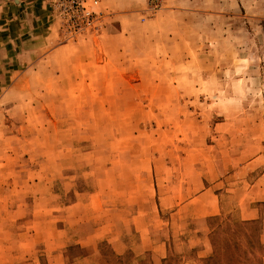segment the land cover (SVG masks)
<instances>
[{
    "label": "rangeland",
    "instance_id": "1",
    "mask_svg": "<svg viewBox=\"0 0 264 264\" xmlns=\"http://www.w3.org/2000/svg\"><path fill=\"white\" fill-rule=\"evenodd\" d=\"M99 1L93 10L100 19L95 24L83 22L79 30L69 21L70 0H48L59 28L53 39L57 49L34 51L41 59L49 56L48 62L31 72L17 66L18 77L5 86L16 87L12 97L0 100L4 110L0 114V198L11 204L4 191L14 186L13 181L32 185L27 196H21L25 202L15 201L16 196L12 201L21 210V219L35 224L25 228L19 221L14 226L9 211H0V239L13 247L18 238L29 242L22 249L26 253L15 250L14 257L8 254L1 264H49L43 252V229L35 221L41 218L42 205L51 212V220L60 217L68 223V235H79L86 226L73 225L85 213L84 206L69 212L65 206L78 200L75 191L97 188L110 171L117 179L114 190H139L147 203L159 207L153 229L162 240L171 236L167 247L162 246V264H205L215 255L218 234L246 221L237 210H228L196 224L180 205L208 187L216 193L229 190L227 194L245 202L250 192L264 185V0H236L241 9H233L231 0H195L202 2L201 7L222 10L224 17L216 20L228 31L235 52L224 60L204 57L201 50L190 52L193 58L186 65L187 52L181 49L185 45L179 44L185 36L177 29L179 41L171 44V50L166 29L151 22L174 0H136L137 7L122 11L126 16L120 19L112 18L110 0ZM1 22L7 29L8 21ZM18 43L13 56L23 57L26 39ZM169 54L176 60H169ZM53 73H62L64 79ZM121 74L123 83L105 81ZM118 91L124 94L117 97ZM258 155H263L259 161L247 165ZM42 170L50 171V194L39 184ZM64 173L65 179L58 177ZM110 197L104 196L107 207L112 206ZM252 206L264 214V202ZM255 221L264 241V220ZM201 226L205 232L196 231ZM28 233V238L19 237ZM32 235L34 239H29ZM235 240L241 251L249 250L246 239ZM35 241L37 253L29 250ZM99 242L95 264H154L147 250L150 243L144 251L134 246L135 253L125 244L115 251L104 237ZM68 250L70 263L81 256L77 248ZM255 256L250 264H264L263 252Z\"/></svg>",
    "mask_w": 264,
    "mask_h": 264
},
{
    "label": "crops",
    "instance_id": "2",
    "mask_svg": "<svg viewBox=\"0 0 264 264\" xmlns=\"http://www.w3.org/2000/svg\"><path fill=\"white\" fill-rule=\"evenodd\" d=\"M234 1L236 5H234ZM117 2L123 4H117ZM135 2L136 0H110L111 12H113L111 13L113 15L112 18H125L126 14L122 11L135 9L137 7L135 6ZM207 2L215 3L216 0H207ZM231 2L233 9H236V6L238 9H241L238 1L231 0ZM168 5L170 8L163 11L162 14L156 15V17L151 19V22L154 24H160L166 29V44L169 45V49H171V44L175 43L174 41H177L176 43L179 41L175 39V31L177 29L179 30V34L185 36V42H179V44L185 45V47H181V49L187 52V60H184L185 65L189 64L193 58V56L190 58V52L198 53L201 50V52H204V57L212 55V57L217 56V58L221 60L230 59L234 55L232 52H235V48L233 44L231 47L230 39L227 38L228 31L222 28L224 26H222L220 21H217L224 17L221 15L222 10H220V8L214 10L207 7L204 8L201 7L203 5L202 2H196L195 0H174L171 4L168 3ZM196 8H200L201 10H196ZM208 10H212L213 12ZM226 10L229 12V5L226 6ZM161 16L162 18H160ZM0 20L2 21L1 24L4 21H8L9 23L8 28L5 30H3V28L6 26H0V100L3 101L5 98L13 96L12 90L16 86L14 85L10 87L11 89L9 90L5 89V86L7 82H11L12 79L18 77L17 66L22 65L31 68L29 72L34 71L35 68L39 66L41 67L46 63L47 59H49V56L41 59L42 55L34 54V51L38 53L40 50L54 51L57 49L55 43H53V39L56 37V32L59 28L49 11L48 0H0ZM34 36L38 37L34 38ZM4 38L7 40L4 41ZM21 38L26 39L27 43L24 56H18L17 54L13 56L14 52L18 51L16 44L19 45L18 42ZM35 39L36 44H33L31 41ZM21 49L22 48H20V50ZM6 51H8V53L4 55V52ZM8 57L10 58L7 59ZM174 59L176 60V58L169 54V60ZM7 66L11 68L5 69ZM53 74L57 79H64L62 73H60V75L59 73ZM123 79V75L121 74V77L116 76L111 79L106 78L105 81L123 83ZM101 81L100 85L103 86L105 82L103 79ZM73 82H77V76L74 77ZM114 93L115 91L110 94V98H113ZM123 94V92L118 91L116 96H122ZM3 111L0 101V114H3ZM234 127V129L237 130L240 129V127ZM251 127L254 128V126ZM258 127L259 126H255V128ZM262 156L263 155H258L251 159L247 165H253V163L259 161ZM60 162L61 161H55V163H58L59 165ZM110 172L111 174H107L106 178L112 179V185H110L108 179H104L99 181L97 188L95 187L88 193L75 191L78 200L71 203L72 205L70 206H65L66 212L74 210L81 205L84 206L83 212L85 213H82L73 225L80 227L81 225L86 226L79 235H68L65 231L69 227L68 223L60 217L51 220V212L49 210L45 211L46 206L42 205L41 218L36 219L35 221L36 224L39 223L41 229H43L42 237L44 239L43 245L45 247L43 252L47 256L49 264H95V259L99 254L98 245L101 237H104L115 251L119 245L124 244L128 249H133L134 251V246L138 245V247H141L144 251L146 250L144 247L150 243L147 250L150 251L148 254L151 257V260L154 264H162V259H165L162 246H164V248L167 247L166 243L171 241V236L168 235L165 240H162L161 238H158L153 229V227L158 224L156 217L157 215L160 216L159 207L147 203L145 195L139 190H137L138 192L136 193H131L128 187L121 188L120 191L114 190L112 187L116 179L114 177L115 173L113 171ZM118 175L123 176V173H118ZM66 176L67 175L64 173L62 176L60 175L58 177L65 179ZM29 178L30 177H28V179ZM39 182L41 188L45 189L47 193L50 194V171L42 170ZM13 183L14 186L5 188L4 191L5 196H10L9 200H11V204L7 203V199L2 200L0 198V211L2 209L9 211V214L13 217L10 220L12 225L15 224L18 226L19 221H23V226L29 228L28 226H32L34 221L31 219H21V210H19V206H14V203L15 201L25 202L26 199H23L21 196L25 195L26 197L27 192L30 191V188H33V186L29 185V183L23 184L17 183L16 181H13ZM119 183L124 184V182ZM227 192L230 191L226 190L222 193H216L213 187H208L189 198L185 203H182L180 207H184L190 211L189 215L192 216L191 218L196 224L197 222L203 223L207 218L221 215L228 210H237L241 219L245 221L264 220V214L261 209L259 210V207L252 206V203L264 202V185L258 186L254 192H250V200L245 202L239 201L238 196L229 195ZM1 194H3V191H1L0 195ZM112 195H115L116 198H113ZM12 196H16L15 201H12ZM104 196H111L109 199L111 204L109 205L112 206L107 207V203L104 201ZM131 198L133 201H131ZM233 201L236 203H233ZM3 202L5 205H3ZM100 212H103V215H101ZM150 216H152V219H150ZM147 217H149V219H147ZM146 229L149 231L148 235H145ZM27 231H29V229ZM196 231L205 232V228L201 226L196 229ZM23 232L24 231L22 230L19 233ZM28 236L29 233L27 236L20 235L19 237L28 238ZM34 237L35 236L32 235L29 239H34ZM27 243H29L28 240L18 238L16 243L17 247H13L8 245L7 242H3L1 238L0 264L1 260L8 256V254L13 258V251L15 250L19 252L17 253L19 255L20 253H26V250L22 249L25 245H28ZM3 244H6V246L3 247ZM37 245L38 243H36V241L33 242V246L30 247L29 250L33 249L34 252L37 253L39 251ZM70 247L77 248V251L81 255L72 263L67 260V254H69L68 248ZM184 252L186 251L181 250L180 253L182 254ZM139 253H142V251H139Z\"/></svg>",
    "mask_w": 264,
    "mask_h": 264
},
{
    "label": "trees",
    "instance_id": "3",
    "mask_svg": "<svg viewBox=\"0 0 264 264\" xmlns=\"http://www.w3.org/2000/svg\"><path fill=\"white\" fill-rule=\"evenodd\" d=\"M256 222L237 223L233 231L229 228L220 232L218 235L221 239L216 241L215 255L206 260L205 264H250L249 262L256 258L257 253H264L261 228L257 226ZM237 237L246 239L249 250L241 251L239 242L235 240ZM259 263L262 264V261Z\"/></svg>",
    "mask_w": 264,
    "mask_h": 264
},
{
    "label": "built area",
    "instance_id": "4",
    "mask_svg": "<svg viewBox=\"0 0 264 264\" xmlns=\"http://www.w3.org/2000/svg\"><path fill=\"white\" fill-rule=\"evenodd\" d=\"M99 2V0H70L71 5L67 8V12L71 13L70 23L79 30L83 22L95 24L100 19V14L93 8L97 7Z\"/></svg>",
    "mask_w": 264,
    "mask_h": 264
}]
</instances>
